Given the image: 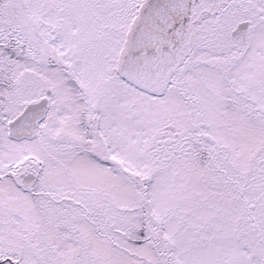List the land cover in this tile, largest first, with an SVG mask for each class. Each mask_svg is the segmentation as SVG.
<instances>
[{
    "label": "snow or ice",
    "instance_id": "snow-or-ice-1",
    "mask_svg": "<svg viewBox=\"0 0 264 264\" xmlns=\"http://www.w3.org/2000/svg\"><path fill=\"white\" fill-rule=\"evenodd\" d=\"M0 264H264V0H0Z\"/></svg>",
    "mask_w": 264,
    "mask_h": 264
}]
</instances>
